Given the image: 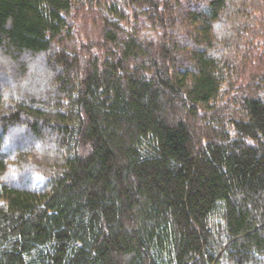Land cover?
Wrapping results in <instances>:
<instances>
[{"label":"trees","instance_id":"trees-1","mask_svg":"<svg viewBox=\"0 0 264 264\" xmlns=\"http://www.w3.org/2000/svg\"><path fill=\"white\" fill-rule=\"evenodd\" d=\"M0 264H264V0H0Z\"/></svg>","mask_w":264,"mask_h":264},{"label":"clouds","instance_id":"clouds-1","mask_svg":"<svg viewBox=\"0 0 264 264\" xmlns=\"http://www.w3.org/2000/svg\"><path fill=\"white\" fill-rule=\"evenodd\" d=\"M225 25L224 22L222 20H217L216 22H214L212 24V30L213 32L217 35L218 38H222L224 35L223 29H224ZM215 56H219L220 54L217 52L212 53Z\"/></svg>","mask_w":264,"mask_h":264},{"label":"rangeland","instance_id":"rangeland-1","mask_svg":"<svg viewBox=\"0 0 264 264\" xmlns=\"http://www.w3.org/2000/svg\"><path fill=\"white\" fill-rule=\"evenodd\" d=\"M17 132L19 133L20 131L17 130ZM14 135H16V134H14Z\"/></svg>","mask_w":264,"mask_h":264}]
</instances>
